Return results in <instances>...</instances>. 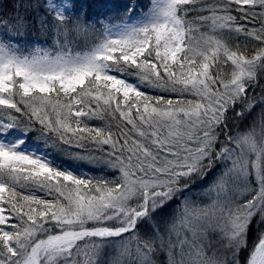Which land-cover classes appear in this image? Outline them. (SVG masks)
<instances>
[{"label":"snow or ice","instance_id":"6c2138e0","mask_svg":"<svg viewBox=\"0 0 264 264\" xmlns=\"http://www.w3.org/2000/svg\"><path fill=\"white\" fill-rule=\"evenodd\" d=\"M0 264H264V0H0Z\"/></svg>","mask_w":264,"mask_h":264},{"label":"rangeland","instance_id":"374dc122","mask_svg":"<svg viewBox=\"0 0 264 264\" xmlns=\"http://www.w3.org/2000/svg\"><path fill=\"white\" fill-rule=\"evenodd\" d=\"M258 111H259L258 108L255 109V110H253V112L251 113V115L248 117V120L246 121V123H250L251 121H253L254 119H256V116H257Z\"/></svg>","mask_w":264,"mask_h":264},{"label":"trees","instance_id":"16d2710c","mask_svg":"<svg viewBox=\"0 0 264 264\" xmlns=\"http://www.w3.org/2000/svg\"><path fill=\"white\" fill-rule=\"evenodd\" d=\"M6 2H7V0H6ZM9 7H10V5H9ZM257 91H258V89H257ZM254 231H255V230L253 229V234H254Z\"/></svg>","mask_w":264,"mask_h":264}]
</instances>
